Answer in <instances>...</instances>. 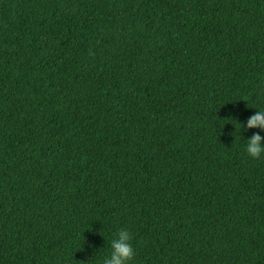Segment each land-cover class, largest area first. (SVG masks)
Listing matches in <instances>:
<instances>
[{"label":"trees","instance_id":"obj_1","mask_svg":"<svg viewBox=\"0 0 264 264\" xmlns=\"http://www.w3.org/2000/svg\"><path fill=\"white\" fill-rule=\"evenodd\" d=\"M264 0H0V264H264Z\"/></svg>","mask_w":264,"mask_h":264},{"label":"clouds","instance_id":"obj_2","mask_svg":"<svg viewBox=\"0 0 264 264\" xmlns=\"http://www.w3.org/2000/svg\"><path fill=\"white\" fill-rule=\"evenodd\" d=\"M236 122L237 126L245 130L260 129L264 132V108H256L246 123L237 120ZM245 141V151L250 157L255 159L264 155V136L260 132H254ZM132 239V234L127 228H120L111 239L110 252L103 257L102 264H132L136 255Z\"/></svg>","mask_w":264,"mask_h":264}]
</instances>
